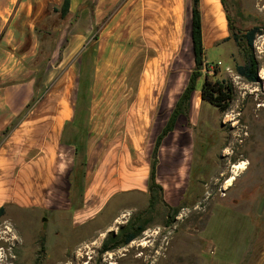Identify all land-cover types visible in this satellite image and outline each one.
Instances as JSON below:
<instances>
[{
	"label": "crops",
	"instance_id": "1",
	"mask_svg": "<svg viewBox=\"0 0 264 264\" xmlns=\"http://www.w3.org/2000/svg\"><path fill=\"white\" fill-rule=\"evenodd\" d=\"M63 2L0 0V208L5 213L13 204L21 210L69 211L76 221L86 223L118 194L149 193L156 139L195 66L193 1L71 0L68 14L75 16L76 31L66 50L81 52L78 73L72 68L65 71L60 93L52 94L51 89L38 95L36 70L23 63L37 55L38 39L24 24L45 20L50 7L61 8ZM199 2L205 49L227 43L231 31L224 1ZM107 16L94 41L90 65L86 53L94 27ZM145 52L134 87L129 76ZM17 72L26 76L19 83ZM89 77L86 101L79 92L81 81ZM196 93L201 97L200 91L194 92L190 110ZM33 98L38 100L27 111ZM85 110L88 114H83ZM183 118L189 120H178L159 152L157 180L171 207L183 200L179 187L182 178L189 177L192 163L191 151L184 152L179 135L183 124L190 129L195 123ZM78 121L91 126L85 165L76 145L67 143L76 134ZM182 162L184 170L178 167ZM260 232L264 236V225Z\"/></svg>",
	"mask_w": 264,
	"mask_h": 264
},
{
	"label": "rangeland",
	"instance_id": "2",
	"mask_svg": "<svg viewBox=\"0 0 264 264\" xmlns=\"http://www.w3.org/2000/svg\"><path fill=\"white\" fill-rule=\"evenodd\" d=\"M226 4L238 35L255 27L263 33L254 43L259 81L249 83L237 74L236 67L245 64V57L233 39L206 50L209 67L197 91L208 73L214 81L231 83L234 99L221 113L203 102L199 93L194 96L188 118L195 126L188 129L183 124L179 135L184 152L192 154L189 177L182 178L179 187L184 190L181 212L176 215L160 202L151 206L150 194L140 191L116 195L86 223L76 221L69 211H29L13 204L0 218V264H264L260 232L264 225V0H226ZM54 6L45 20L24 24L25 30H35L38 39L37 55L23 62L36 70V81H41L38 95L51 89L52 94L60 93L65 71L72 68L78 73L81 62V52L66 50L76 31L75 16L61 18ZM108 18L93 33L99 34ZM93 48L91 39L86 53L90 65ZM146 55L137 59L129 76L134 87ZM23 78L17 72L15 83ZM189 120L183 118L185 123ZM77 125L82 145L91 126L84 121ZM243 161L248 163L246 170L235 172V165ZM178 167L187 168L183 162ZM139 228L143 231L129 245L104 250L105 242L112 247L111 240L121 242L126 230Z\"/></svg>",
	"mask_w": 264,
	"mask_h": 264
},
{
	"label": "trees",
	"instance_id": "3",
	"mask_svg": "<svg viewBox=\"0 0 264 264\" xmlns=\"http://www.w3.org/2000/svg\"><path fill=\"white\" fill-rule=\"evenodd\" d=\"M193 2V11H192V31H191V39L193 43V53H194V69L192 70V73L190 75L189 81L187 86L185 87L183 93L179 97L175 108L173 109L170 118L160 133L158 135L155 147L152 153L151 158V169H150V175H149V182H148V191L150 194V205L154 206L155 203L160 202L164 204L169 210H172L176 213L181 212L182 207H171L169 206L165 199H164V189L161 184L158 183L157 176H158V169H159V152L161 145L164 141V139L175 130V127L177 125L178 120L181 117H189L190 114V107H191V101L192 97L195 91H197V83L199 79L203 76V71L208 69L207 59H206V49L203 44V31H202V18H201V12L199 7V1L200 0H192ZM224 7L228 14V21H229V28L231 31V36L225 40V42L230 41L233 39L238 46H240L244 51V57H245V64L244 65H238L236 67L237 74L244 78L249 83H257L259 81V63L254 53V43L256 38L259 35H262L260 27H255L249 31H247L243 36L238 35L235 32V27L233 25V21L231 16L229 15V10L226 4V0H223ZM70 2L71 0H64L63 5L61 8H54V12L60 13L61 18H65L70 10ZM97 28H95L96 30ZM99 37V34L93 33L92 35V41H97ZM243 39L246 42V45L243 42ZM217 70H214V73H216ZM90 77L86 81H81V89L79 92V95L81 98H85L86 101L88 100V96L90 95L89 91V85H90ZM41 86V81L37 80L35 88L36 90H39ZM201 92V100L203 102H207L215 107H217L221 113H225L229 110L231 103L234 99V88L231 83H228L227 81H214L210 79L209 74H205L204 82L202 84V87L200 89ZM38 100V98H33L31 103L27 106L26 110L28 111L31 109V107L35 104V102ZM88 106V105H87ZM83 114H88V110L83 111ZM14 126V125H13ZM12 127L7 128L3 132V136H7L11 130ZM78 126V125H77ZM71 141H67L69 144L76 145L77 154H82L83 160L82 165L86 164V145L87 140L81 145L80 143V130L77 128L76 134L73 135V138L70 139ZM5 215V208H0V218ZM135 229H129L125 231V234L123 235V240L115 241L111 240V242H114V246L108 245V241L104 244V250L108 251L110 249L117 248L121 245H129L132 243L136 238L139 236V231H143Z\"/></svg>",
	"mask_w": 264,
	"mask_h": 264
},
{
	"label": "bare ground",
	"instance_id": "4",
	"mask_svg": "<svg viewBox=\"0 0 264 264\" xmlns=\"http://www.w3.org/2000/svg\"><path fill=\"white\" fill-rule=\"evenodd\" d=\"M247 165H248V163H246V161H243L240 165H235V167H234L235 172H236L237 170H239V171H240V170H246ZM231 179L234 180V179H235V176H232Z\"/></svg>",
	"mask_w": 264,
	"mask_h": 264
}]
</instances>
